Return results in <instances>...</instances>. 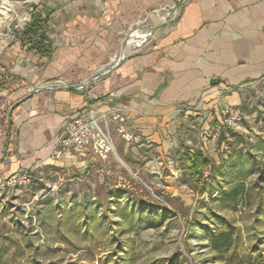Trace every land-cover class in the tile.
<instances>
[{
  "label": "rangeland",
  "instance_id": "obj_1",
  "mask_svg": "<svg viewBox=\"0 0 264 264\" xmlns=\"http://www.w3.org/2000/svg\"><path fill=\"white\" fill-rule=\"evenodd\" d=\"M43 1L0 0V41H16L33 14L49 17ZM242 95L237 126L219 104L158 150L132 138L125 148L120 127L95 115L108 150L22 168L20 183L3 179L0 264H264V77ZM186 150L210 159L209 181L193 183ZM224 236L231 243L218 251Z\"/></svg>",
  "mask_w": 264,
  "mask_h": 264
},
{
  "label": "crops",
  "instance_id": "obj_2",
  "mask_svg": "<svg viewBox=\"0 0 264 264\" xmlns=\"http://www.w3.org/2000/svg\"><path fill=\"white\" fill-rule=\"evenodd\" d=\"M175 0H46L48 55L0 41V183L50 158L64 121L92 110L120 127L128 148H169L190 116L240 105L246 86L264 77V0H188L167 29L128 49L109 72L80 89L120 48L127 27L159 3ZM150 23L154 21L151 17ZM62 78L68 87L41 88ZM230 86L224 93L216 91ZM140 139V140H138Z\"/></svg>",
  "mask_w": 264,
  "mask_h": 264
},
{
  "label": "built area",
  "instance_id": "obj_3",
  "mask_svg": "<svg viewBox=\"0 0 264 264\" xmlns=\"http://www.w3.org/2000/svg\"><path fill=\"white\" fill-rule=\"evenodd\" d=\"M188 0H180L178 3L172 4L159 3L153 7L149 12L144 13L141 17L135 19L126 29L122 37V43L118 53L110 56L105 66L98 68L96 73L85 79L82 83L75 84L77 88H84L91 80L96 79L105 73L114 69L126 57L128 49H138L145 45L154 35L158 29H167L177 17L180 9ZM151 17L154 21L150 23ZM42 30L38 29L31 34V40L41 39ZM11 38L23 45L27 46L31 40L22 33H12ZM129 42H128V41ZM67 83L62 78H56L38 85L34 89L41 88H57L68 87ZM233 88L230 86L217 90V93H224L231 91ZM244 107L231 105L228 103L219 105V116L223 119L225 124H232L237 126L240 120L244 117ZM103 134L97 126L95 114L92 110H77L70 113L69 117L64 121L59 135L57 137L54 148L50 153V158L55 159L61 155H71L75 153H82L85 149L91 147L94 149L103 148L104 151L108 150L110 143L102 138ZM207 132H203L202 139L206 140ZM23 171L17 170L8 175L4 182L7 184L20 183ZM201 182H207L211 179V165L207 164L201 169L200 172Z\"/></svg>",
  "mask_w": 264,
  "mask_h": 264
},
{
  "label": "trees",
  "instance_id": "obj_4",
  "mask_svg": "<svg viewBox=\"0 0 264 264\" xmlns=\"http://www.w3.org/2000/svg\"><path fill=\"white\" fill-rule=\"evenodd\" d=\"M47 16V15H46ZM42 17L39 16V14H33L31 20L24 26L22 29V33L28 37L29 40H31V34L37 31L38 29L42 30L41 39H35L31 40L30 43L26 46L28 49L36 50L37 52H40L43 55H48L51 51V45L48 43L47 38L45 37L44 28L47 23L48 17ZM184 165L187 167L190 176L192 178V181L194 184H198V176L200 174L201 168L204 164H206L208 161H210L209 158L205 157L202 152L200 151H188L186 150L183 153L182 157ZM221 233L213 237V242L217 241L221 237ZM231 243V238L224 236V238L221 239L219 245L215 244V247L218 251L222 249H228L229 245Z\"/></svg>",
  "mask_w": 264,
  "mask_h": 264
},
{
  "label": "water",
  "instance_id": "obj_5",
  "mask_svg": "<svg viewBox=\"0 0 264 264\" xmlns=\"http://www.w3.org/2000/svg\"><path fill=\"white\" fill-rule=\"evenodd\" d=\"M33 90L35 91V90H38V89H33Z\"/></svg>",
  "mask_w": 264,
  "mask_h": 264
},
{
  "label": "bare ground",
  "instance_id": "obj_6",
  "mask_svg": "<svg viewBox=\"0 0 264 264\" xmlns=\"http://www.w3.org/2000/svg\"><path fill=\"white\" fill-rule=\"evenodd\" d=\"M128 41V40H127ZM129 42V41H128Z\"/></svg>",
  "mask_w": 264,
  "mask_h": 264
}]
</instances>
